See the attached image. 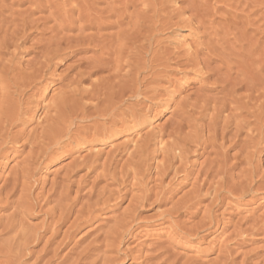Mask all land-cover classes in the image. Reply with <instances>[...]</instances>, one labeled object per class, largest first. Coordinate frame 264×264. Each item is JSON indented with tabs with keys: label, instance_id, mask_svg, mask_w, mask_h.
Returning a JSON list of instances; mask_svg holds the SVG:
<instances>
[{
	"label": "rangeland",
	"instance_id": "obj_1",
	"mask_svg": "<svg viewBox=\"0 0 264 264\" xmlns=\"http://www.w3.org/2000/svg\"><path fill=\"white\" fill-rule=\"evenodd\" d=\"M31 1L0 0V28L3 27L4 29H6L5 27H8L9 29L14 23L12 22L11 25L10 21H15V17L19 18V16H22L21 18H24L26 13L27 16L28 13H31L32 15L35 14L36 17L40 16L37 17V19L43 16V18L40 19L41 23L40 21V24L37 23L39 24L38 31H40L39 28H41L44 23L47 22V20L48 22L42 28L49 27L50 25L52 26L53 22L54 25H58L59 22L62 23V21L64 20L67 24V18L68 20H72L74 17L73 20H75V16H77L78 13V11H76V6H78L79 3L81 5L82 2L80 0H75L76 2L72 0H48L47 3V0H42L43 2L41 0H36L43 3L44 5H47L45 6L47 7V10L46 8H43V10H45H41L42 12H40L36 11L35 9V11L32 10L34 8L33 2L35 1H32V3ZM141 1L142 0H134V3H139V5L136 3V5L138 6L137 8L140 9L134 7L136 8L135 10L133 8L135 4L133 5L132 3V5H130L131 7H129V10L132 12H130L129 10L128 11L131 15L133 14L132 17L137 15L136 17L139 16L138 19H140L141 21L143 20L142 22H144V27H146V29L144 28L145 30L142 27V22H140V20L138 19L133 20L134 17L133 19H131L132 17H129L132 22L129 21V18V20L126 18V21H128L129 23L126 22L123 26L114 27V19H116V17H112L113 15L110 16L111 20L109 19V21H112L110 22L112 23L110 24L111 26L109 25V27L105 29L102 28L104 30H98H102L101 32L104 31L103 33L105 35H108V40H111L114 37L117 38L118 35L115 36L116 32L117 34L118 32L123 34L127 30L129 31L130 28H135L137 25V27L139 28V26L141 25L140 29L142 27L143 30L141 29V34L139 32V36H141L140 39H142L139 40L141 41L142 46L146 47L142 49L143 51L141 50V58L143 62L142 60H140L141 63L139 62L138 68H135V70L131 71V68H134L131 61L134 59H131L128 56L121 57L122 61H127L130 64L127 65V67L126 65L123 66L124 70H121L127 71L128 74H125L126 77H124V74H120L119 80L123 79L122 77H124V81L121 80V82L123 81V83H121V85L124 84L123 86L118 84V79V82H115L117 83L116 86L118 85L121 87H125L128 84L127 81L135 75L134 77H137L139 81L140 79H142V84L139 83L141 89L146 84H148V86H145L147 88V91L150 87H152L149 90L150 93L146 91L147 94L146 92H144L140 96V99L138 98L139 101L137 103H134V98H128L130 95L129 92H126L127 96H125V94L122 95L123 97L125 96L124 98H122V96L118 92H116L119 91L120 87L117 90V87H115V83H113L115 80L113 82L111 81V79L113 80L114 75H111L110 72H113L112 70H114L116 66L114 64L115 62H112L114 65L112 64L111 67H115H112L113 69H111L110 60L112 61L113 59L114 61L115 58V60L119 58L116 57L117 55L115 54L111 56L113 58L110 57V60L108 59L110 63L106 64V67L108 69L100 70L99 72H95L90 76L96 78L100 73L103 81L105 80L104 78H106L104 83L102 81V85H105V83L109 82L108 80H110V84L106 83L105 86L107 90H105V87L103 89L104 91L100 88V81L102 79H94L95 81H93L92 78L85 75L86 77H81L83 80H80L79 76V79H77V81L80 80V82L78 81L79 83H77V81L71 80V77L72 79L76 80L78 74L86 70V65L89 64V61L92 64L91 60L93 58L95 59L96 57L97 59V57H99L98 61H100V54H102L101 52L103 51L101 50V46H99V48L97 42L95 43V41L91 42V45L90 42L86 43L85 41V44H82L83 42L74 40V38L80 37V35L83 36V33H81L83 31L86 33L89 32V34L91 32V35H93V33H96V35L97 33H100L96 32L97 29L95 28H86L85 30L83 29V31L80 32V30L76 27L80 23H82V20H79L78 22L75 21L76 23L73 22L76 25L73 24L74 26H72L71 24L66 27L67 30L64 28L61 30V32H64L60 33L61 35H64V33H66L65 35L72 34V36H70H74L73 42L75 41L76 44L81 43L82 45H84V47L81 46V48L79 46H75V48H77L72 50L74 46H72V49L70 48V46L68 50H64L65 52L67 51V54L65 56H61V58L63 59L59 58V56L58 59L55 58L53 62H50L51 64L48 63V67L46 68V73L43 78L37 80L35 83H33V85L31 84L27 87H20V89L23 90V92L21 90V93L20 89L17 92L16 88L15 91V89H13L15 87H13L12 85L9 86L8 82H5L3 77L2 80L0 78V84H2L3 82L5 86L8 85V88L3 84L0 85V88H2L0 89V93L1 90L6 91L8 89L7 91H9L10 99L7 98L8 94H5L4 92L3 94H5L6 97H3L0 94V98L2 96L4 99L6 98L7 100H9L7 102L11 101L10 103L13 107L10 104V108L12 107V109H15V106L19 107V105L20 107L16 109H23L22 114H20L19 116L20 119H17L15 121V125L13 124L11 126H7L10 135L16 139L12 140L11 142H4L0 137V264H264V121H262L264 117H261V121H259L260 116L258 113L260 111L257 110L259 109L257 107L258 105H260V109L264 105H262V103L264 102V100H262L264 91H261L259 88L261 87V89H263L264 83L262 84L256 82L259 81V78L261 79L259 82H264V0H146L147 3L150 4H148L150 6V9L148 8L149 10L145 8L146 1L143 0L145 3ZM97 2H95L94 5L99 4L96 7L102 8L97 9L95 6H93L96 8V10L101 9L103 11L108 6V4L104 3V1L102 0H100L98 3ZM51 3L54 7L51 6ZM159 3L160 5L163 4V6H160ZM72 7L74 8L72 9ZM143 7L148 13L142 11L144 10ZM29 8L31 9V12ZM55 8H58L59 10L57 9V11H59L60 13L57 12L56 15L53 14L54 20H51L50 18L52 16V13H54ZM191 8H193L192 11H190ZM10 9H12V12L10 11ZM28 9L29 11H27ZM156 9L160 10H157L156 14L153 13V15L156 16L155 17L152 15V11L154 12ZM24 10L26 11V13L24 15H21L20 13ZM199 11L202 12L203 16L199 14L201 13ZM9 12L11 15L10 17L8 15ZM49 12H51V16L48 14ZM139 12L141 14H145L141 15ZM195 12L197 14H195ZM58 13L60 16L58 15ZM65 14H67V16L69 17L65 16ZM70 14L71 16L73 15L72 18ZM159 14H161V18L158 19V17L160 16ZM32 15L28 17H34V15ZM162 15L166 16L163 17ZM169 15L172 17L171 21L169 20ZM195 16L197 17L196 19ZM200 16H202V18ZM62 17H66V19H63ZM44 18L46 19L45 22ZM201 19H203L204 21ZM136 20H138L139 23L136 22V26H134V22ZM152 20L155 22H153ZM174 20L176 22L178 21V24H176ZM197 20L200 22H197ZM7 21L9 23H7ZM65 22L63 23L64 25ZM61 23H59V25H61ZM18 24H21L20 18ZM170 24H172L173 26H170ZM127 25L130 26L127 27ZM14 27H16L15 23ZM3 28H1L0 32H2V30L4 31ZM11 28H13V26ZM33 29L29 31L26 30L29 33H25L29 36L24 39L27 41L23 40L24 42L20 44L19 48L14 47L15 49H13V46H11L12 48H9L11 49L12 53H14L16 50L14 57L13 54L10 55L11 52L9 50L7 51L3 48L4 54H2L3 49L0 50V56H2V59H4L2 62L6 63L8 61L7 63H9L10 65L6 63L7 67L9 65L11 69L9 67L8 68L10 69V71L13 70L11 73L15 74L16 77L17 74H21L22 70L23 72L25 70V76L28 73H26V71L32 72V66L30 64L34 62V56H38L36 54V51H38V46L36 45V49L33 42H36V44L40 43L38 41H42L50 34L42 33L43 29L40 32H38L34 27ZM87 29H90V31ZM78 30L80 33H78ZM46 31L49 32L48 30ZM131 31L132 30H130V33ZM106 32H108V34ZM127 32L125 33V35L128 34ZM86 33L84 34L86 35ZM103 33L102 35H104ZM122 34H119V36L121 35L119 39H114L113 42L111 40L112 43L108 42L107 44L110 45L111 43L114 48H116L117 46L118 49V46L122 44V41L120 42ZM144 34L148 36V38L150 37L149 39L152 40L151 42H153V47L152 43L150 44L151 46L148 47L149 44L147 45L148 42L146 43L145 41L147 37ZM2 35H5V33L3 32ZM40 35L41 37L43 36V38L39 37ZM94 43L99 49L96 48ZM74 44L69 43V45ZM62 45L65 44L63 43ZM62 45L61 47L63 48L64 46ZM69 45H67V47ZM86 45L90 47H85ZM208 46L211 47L208 48L209 50L207 49ZM213 46L214 48H212ZM114 48L109 49L111 50V52H114ZM12 49L14 50V52L12 51ZM77 49L80 50L78 51ZM149 49L151 52L149 51ZM166 49L168 51H166ZM197 49L199 50V52ZM210 49H213L212 51H214V53L212 52V55L215 59H211L212 56ZM215 49H217L218 51ZM219 49L224 50L221 51ZM152 50L157 51L152 53ZM188 50L190 54H188ZM171 51L173 52V54ZM185 51L187 53H185ZM207 51L210 52L211 57L208 56L209 54ZM160 53H162L163 55L161 54L162 56L160 55L159 57H157L158 59L155 58ZM184 53L185 55H183ZM191 53H195V55L197 54L196 57L198 56V59H207V61H209L210 63L209 66H207V69L209 68L211 72L212 69H215L216 67V69H218L219 67L220 72H225L226 68L224 66H228V63L230 62L229 66L235 69H231V72L235 74L233 76H239H237L236 81L242 79L241 81L244 83L247 79L250 82L249 86L253 83L252 81H254L250 80L253 77V74V78L255 80L258 77V80L255 81L256 83L254 82L258 85L253 86L257 89L255 88V90L252 87V85L254 84L250 86L252 87V92H250L251 89L249 90V86L247 85L241 87L239 85L235 86V92H237H233V94H236V96L231 93L234 100H232L233 98L230 99L231 102L234 103L233 105L236 108L233 107L232 103L229 100V98H231L229 96L231 95L228 94V91H225L226 89L221 90L219 86L221 85L220 82H216L214 80L216 79L214 78L215 75L211 76L210 78L217 84H213L212 82L214 81L211 80H209L211 81L209 82V78H205L207 75L204 77V73H206L204 71L208 72L207 69L204 68V71L201 72V74L203 73L204 75L202 74L200 76V71H198L199 74H196V71L194 69V71H192V69H189L191 66H189V68L188 66L187 68H184V66H178L176 63H174V59L179 60L178 57L180 55V57H182L180 58V60L182 59L181 61H183V59L191 55ZM167 54L168 56H165ZM151 55L152 57H154L155 55L154 59H156V63L153 62L154 64H152V62H148V60L152 58L150 57ZM163 56L167 57V60H169V57L172 58L173 62H171V59L169 60L170 62L168 61L171 65L166 62V59H164ZM175 56L178 57L174 58ZM206 56L210 59H208ZM229 56L231 57L230 59ZM5 57L7 59L11 57L12 62L9 60L10 58L6 61ZM103 57H106L105 53H103ZM36 58H39V56ZM159 58H161L162 60L164 59L165 64L162 63V60ZM227 58L229 59V61L227 60ZM222 59L224 61L226 60V64ZM82 60L89 61H87L88 63L84 65L85 61ZM157 60H160V62ZM94 61L93 64L98 63L97 60L96 62ZM231 61H233V64L237 66H233V64L231 65ZM240 61L244 65H241ZM145 62H148L149 64ZM27 63H29V65H27ZM80 63L82 66H79ZM144 63L146 64V66L144 65L145 67L143 68V66L141 65H143ZM6 64H3L5 66H3L2 64L0 65V75L2 76L3 74L5 76V80L10 79V76L14 78V75L8 73L9 69L7 70L8 75H5V72H2L3 67H6ZM32 65L34 64L32 63ZM154 65H156V67ZM167 66H169L170 69ZM238 66L241 68L243 67V69L244 66H246V68L244 69V74L243 72H241V68H238ZM139 67L142 68V71H140ZM150 67H152V69ZM176 67L178 69H176ZM146 68H149L150 70H147ZM220 68H222V70ZM236 68H238L239 71ZM116 69L118 70L119 68L116 67ZM116 69L114 71H116ZM75 71L78 74L75 75L77 77L73 78V73ZM101 71H103L104 73H101ZM106 71L107 73H110V77L112 76L111 79H109V75L105 73ZM130 71L131 74L129 73ZM152 71L153 73L151 74ZM76 72L74 74H76ZM157 72L159 75H156ZM162 73H165L164 77L162 76ZM29 74L31 73L29 72ZM241 74L244 76L246 75L245 78L249 76L252 77L245 79L243 78V76L241 78ZM144 75L145 77H143ZM16 77L15 79L18 80L20 76L18 78ZM151 77L158 78V81L156 79H150ZM117 78H119V76H117ZM204 79L207 80V83L209 82L212 84L209 85V83H204L206 82L204 81ZM243 79H245V81ZM146 80H149L148 82H150V80L154 81V83L158 82L159 84L155 83L156 86H154V84L152 83L153 85L151 86V84L147 83ZM71 81H74L75 84L74 82L71 83ZM90 81L91 83L98 82V87L101 90H99V88H97L98 90L95 89L97 87V84L96 86H94V88H90L92 86L90 85ZM111 83L114 85H112ZM68 85L72 90H74L73 88L75 87L73 85H76L75 91L71 90L72 92L70 93L73 94V96H77L78 94H80L77 100H79L80 96H82L84 92L88 90L87 88H89V90L86 92V95L88 97L90 95L92 98H88L84 94L80 98V100L82 99V104L81 101L78 103L76 100V103L78 104L75 103L74 105V98H76V96L73 98L74 100L71 98L72 96H68V94H70L68 93L69 91H66ZM107 85L109 86V88ZM128 85L130 86L132 85V83ZM1 86H4L6 90H4V87ZM80 86H84L83 88L85 91L82 90L83 94H81V88L79 91ZM112 86L115 87L114 95H112V92L114 91ZM206 86L208 87L206 88ZM154 87H157L155 88L156 90L153 89ZM70 88H68V90ZM108 89H113L111 91L109 90L110 95H107L106 93ZM245 89H248L250 94H247L248 91ZM76 91L79 93L76 94ZM93 92L96 93L93 94ZM220 92H222V95L224 93V95L229 96L226 97L223 95L221 100V96L219 97V94L221 95ZM242 92L244 94L246 92V96L241 98L240 96H243ZM63 93L68 94L65 95ZM117 93L119 96H116ZM197 93L198 95L201 93L199 97L198 95H196ZM203 93L205 95H203ZM10 94H12L13 96L12 99ZM64 95L68 96L69 100L70 98L72 99L68 103L69 106L63 105L65 102L64 98H66L67 101V97H65ZM256 95L260 96L257 97ZM98 96L99 98H97ZM111 96L113 99L111 98ZM120 96L122 98L120 100L122 102L124 100L123 103L117 102V97L120 98ZM207 96H217L214 101L218 100V97L220 99L216 103L212 99L214 97L208 100L209 97L206 98ZM14 97L17 99H15ZM18 97L21 98L19 99ZM197 97L199 99H207L208 102L212 100L210 102L212 104L210 105H213V103H216L218 105L220 104L219 106L216 104L215 105L218 106V108L221 106V108L218 110V108L215 106L217 109H214V105L212 107L209 105V103L208 105L210 107L207 108V103L205 105V102H207V100L205 101L203 99L204 102L203 100H201L202 103H200L201 101L198 100ZM55 98L58 99L54 101ZM62 98L64 99L63 103ZM115 98L116 103L114 101ZM188 98L190 99V103H195V99H197L198 102L200 101L199 103L201 105L196 102L200 107L204 103L203 107L200 108L202 114L205 113L204 116H202V114L198 115V113L200 112L198 110L199 106L195 108V104L190 105V103L186 102L185 106L193 107L194 112L197 110V114H193L194 112L192 113L193 109H188L187 107V110L186 107L183 106V101H187ZM227 98L229 101L227 100ZM239 98H241V101L239 100ZM110 99L114 101V106H111L112 101ZM224 99L227 100V103H231L228 104L229 107L226 105V101ZM243 99L256 100L255 102L252 100H249L248 102L245 101L247 102L245 103ZM2 100L3 99L0 100V103ZM257 100H260V102L262 100V103L260 104L259 101L256 103ZM17 101L19 102V104L17 103ZM90 101L93 103V105ZM220 101L221 103L223 101V105L225 103L226 109H224L225 106H222ZM233 101H235L236 104ZM12 102H15L18 105L15 104L14 106ZM53 102L55 104L58 102L60 103L56 104V106ZM89 102L91 103V106L88 105L90 104ZM94 102H96V106L102 102L101 107L98 106V109H95ZM253 102L257 104V108L255 107V104H252ZM72 103L74 105L73 107L76 109V113H74L75 109H71ZM179 103H181V107H179ZM8 104L5 102L4 105ZM79 104L80 106L84 104L88 107H84V110L83 107H77V105ZM246 104L248 105V107L246 106ZM251 104L253 108L250 107ZM204 105L206 106V109ZM48 106H50L49 109ZM55 106L58 109L62 107L60 109L61 112L60 110L54 111L57 109L55 108ZM64 106H66L67 108H65ZM118 106L120 108H117ZM63 107L66 109V113ZM102 107H109L108 112H112L113 110L114 113L109 118L104 115L102 116L101 114H99L100 111L98 112V110ZM69 108L74 115H72V117L71 114H69ZM78 108H82L83 110L81 111ZM93 108L95 110H93ZM250 108H252L253 110L251 109L252 111H250ZM254 108L256 110H254ZM14 109L11 112H13ZM68 109L69 113L67 112ZM177 109H180V112ZM181 109H183L184 111ZM208 109L209 112H207L206 114V111H208ZM221 109H224V112ZM232 109H234L235 111ZM4 110L7 112L8 109ZM72 110H74V112ZM79 110L81 112H79ZM204 110L206 111L204 112ZM238 110H240V115L236 113L238 112ZM247 110H249V112ZM261 110L264 114V107ZM0 111V114L2 116V114L4 113L2 112V108ZM63 111L64 113L62 114ZM181 111H183V114L186 113V118L188 117L190 119L189 120L187 118L188 124L187 122H185V114L183 116ZM189 111L191 112V114H189ZM8 112L9 114L11 113L10 111ZM210 112H213L215 115L212 113L214 115L212 116ZM49 113H51L52 117L55 116L57 120L55 118L53 120L51 117H49L51 116ZM55 113L58 115H56ZM132 113L136 114L137 118H139H136V120L138 121L133 119V117L131 116ZM179 113H181L180 116H178ZM227 113L229 114L227 115ZM245 113L247 114V116H245L244 118L243 115H246ZM5 114L7 113H4V115ZM59 114H62V116L65 115L67 119L64 116L63 117L66 120H64L63 117L61 118V116L59 117ZM68 114L69 117L67 116ZM188 114L193 115L189 117ZM205 115H210L211 117L207 116V118L214 119V123L218 122L217 120H219V123H212V125L214 124L215 127L217 124H219L217 125L218 127L214 129L213 127H210V125L208 128V124L212 120H208L207 118H205ZM250 115L251 117H253L251 118ZM5 116L7 117V115ZM5 116L1 117L3 120H0L4 121V119L6 118ZM191 117L195 118L193 119ZM213 117H216V119ZM217 117L219 118L217 119ZM232 117H234L235 120H232ZM48 118L51 119L49 120ZM191 119H193L194 121ZM242 119H245L244 121H247V124L244 121L240 122V120ZM195 120L198 122V127L200 123H203V125H200V128L202 130L199 131L200 128H197V123ZM223 120L225 122H222ZM254 120H258L257 122L260 123H255ZM55 121H57L56 124ZM192 121L195 127L193 123L192 125H189V122ZM252 121L253 125L255 124L254 127H252ZM176 122L179 128L181 126L179 131H177L179 132V134H175L174 132L170 133L169 131H171V128L176 127ZM182 122L183 124H185L184 126L183 124H181ZM5 123L6 122H2L1 125ZM226 123L229 124L226 125ZM237 123L238 126H235ZM230 124L233 126H231ZM243 124H245V126ZM248 124H250V127L248 126ZM204 125H206L204 127L206 130L202 127ZM242 125L245 128L242 129ZM222 127L224 128L223 130ZM226 127L228 129H225ZM255 127L257 128V130ZM61 128L64 129L61 131ZM176 128H174V130ZM210 128L213 130L212 134V130L210 131ZM97 129H100L101 133H95L94 131ZM196 129L199 131H197L198 133H195ZM251 129H253L254 131H251ZM65 130H67L68 133L70 132L69 135L67 131L65 132ZM64 132L66 135H64ZM209 132L210 134H208ZM221 132H224V134ZM232 132L235 133L236 137H234L235 135ZM167 133H170L171 135H167ZM185 133L188 135V137L189 135H193L195 133V135H191V142H189L190 139L187 137L186 138L189 139V141L187 139L185 140L183 136L185 135ZM247 133H249V135L251 133L252 134L248 137L246 136L248 135ZM37 134L42 137H40L39 139V136H37ZM42 134L44 135V137L50 136V138H44ZM172 134L174 138L176 137V140L174 139V143L177 146L171 144V141H173ZM217 134L218 136H216ZM221 134L225 135V140H223L224 138L221 137L223 136ZM207 135H212L213 137H215L211 139V136L208 140ZM182 137L184 139H182ZM217 138L218 140L215 141V139ZM250 138H252V141L250 140ZM40 140L43 144L40 142ZM205 140H207L206 143H204ZM249 140L251 141L250 144H248ZM213 142L220 145H217ZM182 143L184 144V146ZM185 143L187 146L185 145ZM179 144H181L183 148L182 146L180 147ZM203 145H206L205 148ZM170 146H173V148L171 149ZM214 146L216 147V150H213V148L215 149ZM218 147L220 151H217L219 150L217 149ZM246 151L251 155H249ZM180 152L182 154H179ZM217 152L221 153L218 154ZM172 153H175L176 155ZM33 154H35V156ZM244 154L246 157H244ZM174 155L178 158L173 159L172 157ZM178 155H182V157L184 156V158H182L183 160L179 159L181 157H179ZM36 157L37 160H35ZM219 157L220 160H218ZM245 158H250L249 160L251 161H249L248 159L246 160ZM210 159H214L212 163L217 167L212 163H209ZM219 161L220 163H217ZM224 161L228 164V166H231L232 168L227 169V164ZM222 163L227 170L224 168L225 175L222 173L219 176L221 172L220 170H224L221 167L222 165H219ZM210 165H213L212 168L214 167L215 169H220V172H216L214 168L213 169L215 171L212 172L213 169ZM206 168H208V171H206ZM244 168L245 170H243ZM208 172L209 174H207ZM227 173L229 176H227ZM231 173L232 176L230 177ZM249 174L251 177L248 176ZM212 176L215 178H213ZM222 176H224L222 178V180L224 181H221L220 179ZM246 176L250 177L251 179H248V177ZM226 180L228 182H226ZM222 182H225V184ZM233 188H235V190Z\"/></svg>",
	"mask_w": 264,
	"mask_h": 264
},
{
	"label": "bare ground",
	"instance_id": "obj_2",
	"mask_svg": "<svg viewBox=\"0 0 264 264\" xmlns=\"http://www.w3.org/2000/svg\"><path fill=\"white\" fill-rule=\"evenodd\" d=\"M30 1H31V0H30ZM32 1H35V2H33V4H34V5H33L34 8H33L32 10L35 9L36 11H40V12H42L41 10H43V8H46V10H47V7H45V6H47V5H44L43 3L39 2L40 0H39V1L32 0ZM32 1H31V3H32ZM41 1H42V0H41ZM45 1H46V0H45ZM49 1H50V0H49ZM66 1H67V0H66ZM69 1H70V0H69ZM72 1H75V0H72ZM78 1H79V0H78ZM80 1H82V2H81V5H80V3H79V5L76 6V7H77V8H76V9H77L76 11H78V13H77V16H75V20H73L74 17H73L72 20L69 19L70 21H69L68 18H67V20H66V21H68L67 24H66V22H65V20H64V21H62V23L59 22V23H61V25H59V23H58V25H56V24L54 25V24H53L54 22H53V23H52V26H51V25H50V26L48 25L49 27L42 28V27L45 26V24L48 22V20H47V22L44 23V22L46 21L47 17H46V19L44 18V19H45L44 22L42 21V22L44 23V25H43L41 28H39V29H40V31L43 29V30H42V31H43L42 33H44V34H45V33H50V34H49L47 37H45L42 41H38V42H40V43H37V44H36V42H33V41H32V42L35 44V45H34V44H32V45H34V47H36V49H37V46H38V51H36V54L39 56V58H36V57H38V56L35 55L36 57L34 56V58H35L34 62H35V61H36V62H35V63L32 62L34 65H32V63L30 64V65L32 66V67L30 66V67L32 68V69L30 68V69L32 70V72H31V71H26V73L28 72L27 74H29V72H30L31 74H29V75L26 74V76H25V73H24L25 70H24V72H23V70H22V71H21V74H17V77H16L15 74L11 73L13 70L10 71V69H11V68L9 67L10 64L7 63V62H8L7 60H8L9 58H10L9 60L12 62L11 57H9L8 59L5 57V58H6L5 60L7 61L6 63L9 64V65H8V67L10 68V69H9V68L7 67V64H6L5 62H2L4 59L1 58L2 56H0V60L2 59L1 62H0V65H1V64H2V65H3V64H6V67H7V68H6V67H3L2 72H5L4 74H5V75H8V74H7V72H8L7 70L9 69V72H8V73H11L12 75H14V76H13L14 78H12L11 76L9 77L10 79H7V78H6V79L8 80V81H7V80H5V76H4V75L2 74V72H1V74H2V76L0 75L1 80L4 78V81H5V82H8V85H9V86L12 85L13 87H15V88H13V89H15V91H16V88H17V92H18L19 89H20V87L22 88V86H26V87H27L28 85H29V86H30L31 84L33 85V83H35L37 80L43 78V77L45 76V73H46L45 71H46V68L48 67V63L53 62V60H54L55 58L58 59L59 56H60L59 58H61V56H65V55L67 54V53H66L67 51L65 52L64 50H66V49L68 50V48H69L70 46H71V47H70L71 49H72V46H74V48H73L72 50H74V49L77 48V47L75 48V46H79V47L82 46V47H84V45H82V44H85V43H84L85 41H86V43H87V42H88V43H89V42L91 43V42L95 41V43L97 42L98 47L101 46V50H103V51L101 52L102 54L99 53V54H100V57H101V58H100L101 60L98 61V58H99V57H97V59H96V57H95V59L98 61V63L93 64V61L95 60V59L93 58L94 60H93V59L91 60V61H92V64H91V62H90L89 60H87V61H89V64H87V65H86V63H88V62H87L86 60H82V61H85V64H84V65H86V70L80 72L79 74L75 71L76 74H74L75 72L73 73V75H74L73 78H74V77H77V76H75V75H77V74H78V77L76 78V80H75V79H72V77H71V80L77 81V79H79V76H80V80H83L82 78H84L83 76H85V75L90 77L91 74H93V73H95V72L97 73V72H99L100 70L108 69V68L106 67V66H107L106 64L109 63L110 57L113 56V54L117 55L116 57H119L120 59L117 58V60H115V59H116V58H115L114 61H113V59H112V61L110 60L111 64H110V63H109V64H110V67H111V65L115 62V63H114L115 66H116L117 68H119L120 70H119V69L117 70L115 66H112L113 68L115 67V69H116V71H114L115 69L112 70V71H113L114 73H117V74H118V72H119V74L117 75V74H114L113 72H110V71H109V72L111 73V75H112V74L114 75V78H115V79L113 78V80H112V79H111L112 76L110 77V73H107V71L105 72L106 74L109 75L108 77H110L109 79H111L112 82L115 80L113 83H115L116 81L118 82V80L120 79V74H121V75L124 74V77H126L125 74H126V75L128 74L127 71H121V70H124V69H123V66L126 65V67H127V65H130V64H129L127 61H122V60H121V57H123V56H128V57H130L131 59H134V60L131 61V62H132V65L134 66V68H133V69L131 68V67H133V66H131L130 68H131V71H132V70H135V68L137 69L138 66H139V62H140V60H142V58H141V52L143 51L142 49H143V48H146V47H143V46H142V43H141V41H140L142 38L140 39L141 36H139V32H140V34H141V29H142V27H143V29H144V28L146 29V27H144L145 25H144V22H142L143 20L141 21L140 19H138L139 16H138V17H136L137 15H136V16H133V17H134V19H133V17H132L133 14L131 15V14L129 13V11H130V10H129V7H131L130 5H132V3H133V5L135 4V6H133V8H134V7L137 8L138 6L136 5V3H137L138 5H139V3H138V2H135V3H134V0H102V1H104V3H107L108 6H107V8H106L105 10L102 11V10L100 9V10H101V11H100V10H96V8H97L96 6H98L99 4H98V5H94L95 2H97L98 0H80ZM99 1H100V0H99ZM99 1H98V2H99ZM135 1H136V0H135ZM142 1H143V0H142ZM142 1H141V2H142ZM144 1H146V0H144ZM144 1H143V2H144ZM147 1H148V0H147ZM147 1H146V5H145L146 7H145V8H147V9L149 8V9H150V6H149L150 4L147 3ZM149 1H150V0H149ZM42 2H43V1H42ZM51 2H52V1H51ZM75 2H76V1H75ZM75 2H74V3H75ZM98 2H97V3H98ZM155 2H156V1H155ZM160 2H161V1H160ZM29 3H30V2H29ZM47 3H48V0H47ZM47 3H45V4H47ZM49 3H50V2H49ZM71 3H72V2H71ZM144 3H145V2H144ZM2 4H3V3H2ZM77 4H78V2H77ZM148 4H149V5H148ZM152 4H153V3H152ZM154 4H155V3H154ZM72 5H73V4H72ZM74 5H75V4H74ZM141 5H142V4H141ZM159 5H160V3H159ZM31 6H32V5H31ZM48 6H49V5H48ZM51 6H52V3H51ZM51 6H50V7H51ZM93 6H95L96 8L93 7ZM160 6H163V4L160 5ZM52 7H54V6H52ZM10 8H11V7H10ZM70 8H71V7H70ZM73 8H74V7H72V9H73ZM99 8H102V7H98L97 9H99ZM136 8H134V9L136 10ZM29 9H30V8H29ZM29 9H28L27 11H29ZM57 9H58V8H57ZM57 9H56V8L54 9L56 12L54 11V13H52V16L50 15L51 12L48 13V14L51 16V18H50L51 20H54V19H53V16L56 15L57 12H59V11H57ZM137 9H140V8H137ZM143 9H144V7H143ZM149 9H148V10H149ZM192 9H193V8H191L190 11H192ZM194 9H195V8H194ZM11 10H12V9H10V11H11ZM15 10H19V9H15ZM35 10H34V11H35ZM44 10H45V9H44ZM44 10H43V11H44ZM48 10H49V8H48ZM58 10H59V9H58ZM74 10H75V9H74ZM128 10H129V11H128ZM132 10H133V9H132ZM157 10H158V9H156L154 12H153L152 10H150V11H152V15H153V13L156 14V11H157ZM159 10H160V9H159ZM159 10H158V11H159ZM174 10H175V9H174ZM199 10H200V9H199ZM24 11H25V10H24ZM24 11H23V12H24ZM70 11H71V10H70ZM133 11H134V10H133ZM140 11H141V10H140ZM142 11H144L145 13L147 12L146 9H144V10H142ZM171 11H172V10H171ZM11 12H12V11H11ZM23 12H21L20 14H21V15H22V14L24 15V14L26 13V11H25L24 13H23ZM30 12H31V9H30ZM130 12H132V11H130ZM169 12H170V11H169ZM177 12H178V11H177ZM179 12H180V11H179ZM199 12H201V11H199ZM59 13H60V12H59ZM59 13H58V15H59ZM62 13H63V12H62ZM71 13H72V12H71ZM73 13H74V12H73ZM136 13H137V12H136ZM139 13H140V12H139ZM145 13H143V14H145ZM147 13H148V12H147ZM41 14H42V13H41ZM48 14H47V15H48ZM53 14H54V15H53ZM140 14H141V13H140ZM143 14H141V15H143ZM167 14H169V13H167ZM179 14H180V13H179ZM195 14H197V13L195 12ZM199 14H201V15L203 16L202 12L199 13ZM8 15H9V17L11 16V15H10V12H9ZM18 15H19V14H18ZM30 15H32V14H31V13H28V16H30ZM33 15H34V17H32ZM33 15H32L31 17L34 18V19L28 17V16H27V13H26V15H25L24 18H21L22 16H21V17L19 16V18H20V22H21L20 25L18 24L19 18H16V17H15V19L17 20V21L15 20V21L17 22L18 25L16 24L15 21H10V24H11L12 22L15 23V26H16V27H14V23H13V25L11 24V25L13 26L14 29L11 28L12 26H11V27L9 26V27H10L9 29H8V27H5L6 29H4L3 27H1V28L4 29V31L2 30V32H0V34H1V33L3 34V32H4L5 35H2V34H1V37H0V47H2V48H0V50L4 48V49H6L7 51L9 50V51L11 52V49H9V48H12L11 46H13V49H15V48H19V47H20V44H22V42L27 41V40H24V39L27 38L29 35H26L25 32L29 33L28 31H29V30H32L33 27L36 28V30L38 31V25L41 23V20H40V19H42L43 16H42L41 18H38V19H37V17H40V16H37V17H36L35 14H33ZM58 15H57V16H58ZM112 15H113V16H112ZM159 15H160V16H159ZM159 15H158V16H159L158 19L161 18V14H159ZM163 15H164V14H163ZM163 15H162V16H163ZM174 15H175V14H174ZM16 16H17V15H16ZM59 16H60V15H59ZM65 16H67V14H65ZM70 16H71V14H70ZM72 16H73V15H72ZM72 16H71V18H72ZM110 16H112V17L115 16V17H116V19H114V24H115L114 27H115V26H118V27H119V26H123L126 22H128V21H126V18L128 19L129 17H132L131 19H133V20H135V19L140 20V22H142V25H143V26L141 27V29H140V26H141V25H140L139 28H138V27H137L138 25L136 26V22L139 23V21L136 20V21L134 22V26H136V27H135V28L132 27V29L130 28V30H132L131 33H130V30H129V31L127 30L128 32L126 31V32L128 33V34H126V35H125L126 32L123 33V34L120 33V32H118V34H117V32H116V34H115V32H114L115 36H116V35H118V36H117V38L114 37L113 39H111L112 42H113L114 39H116V40L119 39V37L121 36V35L119 36V34H122V38H121V40H120V42L122 41V42H121L122 44H121V45L118 44V45H120V46H118L120 49H119V48L117 49V46H116V48H114V46L111 45L112 42H111L110 39L108 40V35H105V34L103 33L104 31L101 32V31L104 30L105 28L109 27L110 24H112V23H110V22H112V21H109V19L111 20V17H110ZM153 16H155V15H153ZM165 16H166V15H165ZM165 16H163V17H165ZM169 16H170V15H169ZM196 16H197V15H196ZM196 16H195V19L197 18ZM202 16H200V17L202 18ZM35 17H36V18H35ZM63 17H64V16H63ZM63 17H62V18H63ZM67 17H69V16H67ZM108 17H110V18H108ZM155 17H156V16H155ZM155 17H154V18H155ZM198 17H199V16H198ZM55 18H56V16H55ZM57 18H58V17H57ZM107 18H108V19H107ZM154 18H153V20H154ZM169 18H170V19H169ZM169 18H167V19H169V20L171 21V18H172V17L170 16ZM176 18H177V15H176ZM178 18H179V17H178ZM3 19H4V18H3ZM7 19H8V18H7ZM10 19H11V18H10ZM13 19H14V18H13ZM63 19H66V17L63 18ZM129 19H130V18H129ZM129 19H128V20H129ZM131 19L129 20L130 22H132ZM158 19H157V21H158ZM188 19H189V18H188ZM198 19H199V18H198ZM5 20H6V19H5ZM8 20H9V19H8ZM61 20H62V19H61ZM61 20H60V21H61ZM79 20H82V23H80V24L78 23L79 25L77 24L78 26H77V27L75 26V27L78 28V29L80 30V32L83 31V29L85 30L86 28H91V29H92V28H93V29L95 28V29H97L96 32H100V33H99V34L97 33V35H96V33H93V35H91V32H90V34H89V32H88V33L84 32V31L81 32V33H83V34H82L83 36L80 35V37H76V38H74V40H75V41H78V42L81 41V42H83L82 44H81V43H80V44H76L75 41L73 42V37H74V36L71 37L72 34H70L71 36H70L69 34L65 35L66 33H64L65 36H64V35H61V33L64 32V31L61 32L62 29H64V28L66 29V27H68V26L71 25V24H72V26L76 25V24H75V23H76L75 21L78 22ZM153 20H152V21H153ZM164 20H165V19H164ZM164 20H163V22H164ZM201 20H203V19H201ZM39 21H40V23H39ZM55 21H56V20H55ZM165 21H166V20H165ZM174 21H175V20H174ZM179 21H180V20H179ZM187 21H189V20H187ZM203 21H204V20H203ZM64 22H65V25L63 24ZM73 22H75V23H73ZM153 22H155V21H153ZM175 22H176V21H175ZM177 22H178V21H177ZM177 22H176V24H178ZM183 22H184V21H183ZM197 22H200V21L197 20ZM201 22H202V21H201ZM7 23H9V22L7 21ZM37 23H39V24H37ZM43 23H42V24H43ZM56 23H57V22H56ZM128 23H129V22H128ZM166 23H167V22H166ZM166 23H165V24H166ZM187 23H188V22H187ZM203 23H204V22H203ZM10 24H8V25H10ZM73 24H74V25H73ZM151 24H152V23H151ZM168 24H169V23H168ZM173 24H174V22H173ZM181 24H182V23H181ZM196 24H198V23H196ZM153 25H154V24H153ZM162 25H163V24H162ZM194 25H195V24H194ZM200 25H201V24H200ZM1 26H2V25H1ZM3 26H4V25H3ZM17 26H18V27H17ZM110 26H111V25H110ZM129 26H130V25H129ZM129 26L127 25V27H129ZM131 26H132V24H131ZM151 26H152V25H151ZM170 26H173V25L170 24ZM170 26H169V27H170ZM19 27H20V28H19ZM27 27H30V28H27ZM31 27H32V28H31ZM148 27H149V26H148ZM148 27H147V28H148ZM153 27H154V26H153ZM155 27H156V26H155ZM197 27H198V26H197ZM1 28H0V30H1ZM15 28H16V29H15ZM69 28H70V27H69ZM102 28H104V29H102ZM133 28H134V29H133ZM10 29H11V31H10ZM12 29H13V30H12ZM71 29H72V28H71ZM99 29H102V30H101V31H98ZM125 29H127V28H125ZM143 29H142V30H143ZM145 29H144V30H145ZM151 29H152V28H151ZM163 29H164V28H163ZM26 30H28V31H26ZM33 30H34V29H33ZM46 30H48L49 32H47ZM66 30H67V29H66ZM79 30H78V33H80ZM87 30L90 31V29H87ZM139 30H140V31H139ZM153 30H154V29H153ZM40 31H38V32H40ZM116 31H117V29H116ZM119 31H120V29H119ZM151 31H152V30H151ZM60 32H61V33H60ZM92 32H93V31H92ZM84 33H86V35H85ZM102 33H103L105 36L102 35ZM106 33L108 34V32H106ZM155 33H156V32H155ZM40 34H41V33H40ZM88 34H89V35H88ZM100 34H101V35H100ZM112 34H113V33H112ZM142 34H143V33H142ZM31 35H32V34H31ZM42 35H43V34H42ZM68 35H69V37H71L72 39L69 38ZM76 35H77V33H76ZM144 35H145V34H144ZM144 35H143V36H144ZM152 35H153V34H152ZM156 35H157V34H156ZM43 36H44V35H43ZM43 36L41 37V35H40L39 37L43 38ZM66 36H67V37H66ZM145 36H146V35H145ZM145 36H144V37H145ZM148 36H149V33H148ZM148 36H146V37L148 38ZM154 36H155V34H154ZM39 37H37V38H39ZM41 38H39V39H41ZM147 38H146L145 41H146V43L148 42V43H147V45L149 44L148 47L151 46V45H150L151 43H152V47H153V42H151L152 40H150V39H149L150 37H149V38H148V41H147ZM39 39H38V40H39ZM70 39H71V40H70ZM139 39H140V40H139ZM155 39H156V37H155ZM213 39H214V38H213ZM222 39H223V38H222ZM23 40H24V41H23ZM71 41H72V42H71ZM154 41H156V40H154ZM207 41H208V40H207ZM210 41H211V40H210ZM223 41H224V40H223ZM240 41H241V40H240ZM108 42H111L110 45L107 44ZM142 42H143V41H142ZM160 42H161V41H160ZM204 42H205V41H204ZM63 43H64L65 45H66V44L69 45V43H70V44H71V43H73V44L75 43V44H74V45H69L68 47H67V45H66V47H65V45H62ZM95 43H94V45L96 46V48H98L97 45H96ZM155 43H156V42H155ZM155 43H154V44H155ZM209 43H210V42H209ZM209 43H208V44H209ZM211 43H214V42H211ZM30 44H31V43H30ZM203 44H204V43H203ZM208 44H206V45H208ZM36 45H37V46H36ZM61 45L64 46L65 48H64V47L62 48ZM88 45H90V44H88ZM88 45H86L85 47H87ZM91 45H92V43H91ZM204 45H205V44H204ZM216 45H217V44H216ZM22 46H23V45H22ZM28 46H29V45H28ZM28 46H27V47H28ZM95 46H94V47H95ZM108 46H109V47H108ZM110 46H112V47H110ZM222 46H223V45H222ZM14 47H15V48H14ZM27 47H26V49H27ZM30 47H31V46H30ZM82 47H81V48H82ZM88 47H90V46H88ZM92 47H93V46H92ZM152 47H151V49H152ZM158 47H159V46H158ZM158 47H157V48H158ZM161 47H162V46H161ZM215 47H216V46H215ZM217 47H218V46H217ZM28 48H29V47H28ZM31 48H32V47H31ZM99 48H100V47H99ZM99 48H98V49H99ZM103 48H104V49H103ZM109 48H114L115 51L113 50L114 52H111V50H110ZM198 48H199V47H198ZM208 48H211V47L208 46L207 49H208ZM212 48H214V46H213ZM222 48H223V47H222ZM231 48H232V47H231ZM233 48H234V47H233ZM4 49H3V53H2V54H4ZM13 49H12V51L14 52ZM36 49H35V50H36ZM71 49H70V50H71ZM116 49H117L118 51H117ZM162 49H163V48H162ZM77 50H78V49H77ZM79 50H80V49H79ZM79 50H78V51H79ZM141 50H142V51H141ZM146 50H147V49H146ZM146 50H145V51H146ZM158 50H159V49H158ZM197 50H198V49H197ZM208 50H209V49H208ZM210 50H211L210 52H211V56H212V57L210 56V52H208V51H207V52H208L209 55H208V54H207V55L210 56L211 59H212V58H213L212 52L214 53V51H212L213 49H210ZM215 50H217V49H215ZM219 50H221V49H219ZM222 50H224V49H222ZM222 50H221V51H222ZM7 51H6V52H7ZM96 51H97V50H96ZM149 51H150V49H149ZM156 51H157V50H152V53H153V52H156ZM166 51H168V50L166 49ZM176 51H177V50H176ZM217 51H218V50H217ZM225 51H227V50H225ZM229 51H230V50H229ZM0 52H1V51H0ZM15 52H16V50H15ZM15 52H14V53L11 52L10 55L13 54V57H14ZM37 52H38V53H37ZM76 52H77V51H76ZM150 52H151V51H150ZM159 52H160V51H159ZM171 52H172V51H171ZM192 52H193V51H192ZM198 52H199V50H198ZM18 53H19V52H18ZM68 53H69V51H68ZM70 53H73V52H70ZM74 53H75V51H74ZM103 53L106 54V57H107V55H108V57H107V58H106V57H103ZM185 53H187V52L185 51ZM185 53H184L183 55H185ZM0 54H1V53H0ZM5 54H6V53H5ZM99 54H98V55H99ZM149 54H150V53H149ZM149 54H148V55H149ZM161 54H162V53L158 54V56H156V57H155V55H154V57L157 58V57H159ZM172 54H173V52H172ZM172 54H169V55H172ZM176 54H177V53H176ZM188 54H190L189 50H188ZM192 54H193V53H191V55H189L188 57H185V58L183 59V61H181L182 59L180 60V58H182V57H180L181 55H180V56L178 55L179 57H178V56H175L174 58H177V57H178L179 60H176V59L173 58V59L175 60L174 63H176L178 66H184V68H185V67L187 68V66H188V68H189V66H191L189 69H192V71L195 70V71H196V72H195L196 74H199L198 71H200V74H199V75L201 76V75L203 74V73L201 74V72L204 71V68L207 69V66H209L210 63H209V61H207V59H206V60H201V58H200V59L197 58L198 56L196 57L197 54H196V55H195V53H194L193 55H192ZM205 54H206V53H205ZM70 55H71V54H70ZM98 55H97V56H98ZM101 55H102V56H101ZM144 55H145V54H144ZM156 55H157V54H156ZM162 55H163V54H162ZM162 55H161V56H162ZM183 55H182V56H183ZM231 55H232V54H231ZM237 55H238V54H237ZM104 56H105V55H104ZM165 56H168V54L165 55ZM165 56H163L164 59L167 58V57H165ZM173 56H174V55H173ZM214 56H215V55H214ZM238 56H239V55H238ZM263 56H264V55H263ZM145 57H146V56H145ZM150 57H152V55H151ZM154 57L150 58V59L148 60V62H150V63L152 62V64H154L153 62H155V60H156V59H154ZM163 57H162V58H163ZM171 57H172V56H171ZM206 57H207V56H206ZM206 57H205V58H206ZM239 57H240V56H239ZM34 58H33V59H34ZM82 58H83V57H82ZM89 58H90V57H89ZM111 58H113V57H111ZM124 58H125V57H124ZM205 58H204V59H205ZM207 58H208V57H207ZM219 58H220V57H219ZM219 58H218V59H219ZM230 58H231V57L229 56V59H230ZM36 59H37V60H36ZM61 59H63V58H61ZM86 59H87V58H86ZM108 59H109V60H108ZM118 59H119V60H118ZM143 59H144V56H143ZM157 59H158V58H157ZM159 59H161V58H159ZM164 59H163V60H164ZM167 59H168V58H167ZM167 59H166V62H168L170 59H171V62H173L172 58L169 57V60H167ZM208 59H210V58H208ZM213 59H215V58H213ZM223 59H224V58H223ZM223 59H222V60H223ZM229 59L227 58L228 61H229ZM238 59H239V58H238ZM238 59H236V60H238ZM78 60H79V59H78ZM96 60H95L94 62H96ZM161 60H162V59H161ZM163 60H162V63L165 64V60H164V61H163ZM262 60H263V59H262ZM262 60H261V61H262ZM10 61H9V62H10ZM32 61H33V60H32ZM82 61H81V62H82ZM121 61H122V63H121ZM157 61L160 62V60H157ZM210 61H211V60H210ZM212 61H213V60H212ZM223 61H224V60H223ZM225 61H226V60H225ZM225 61H224V63H225ZM228 61H227V63H228ZM11 62H10V63H11ZM74 62H75V61H74ZM112 62H113V63H112ZM142 62H143V60H142ZM148 62H145V63H148ZM169 62H170V61H169ZM169 62H168V64H170ZM219 62H220V61H219ZM231 62H232V63H231V65H232V64H233V61H231ZM240 62H241V61H240ZM240 62H239V63H240ZM262 62H263V61H262ZM140 63H141V62H140ZM145 63H144L143 65H141V66H143V68L146 66ZM155 63H156V62H155ZM220 63H221V62H220ZM222 63H223V62H222ZM229 63H230V62H229ZM229 63H228V66H227V65L224 66V67L226 68V70H225V68H224L225 72H223V73L220 72L219 67H218V69H216L217 67L214 66V67H216V68H215V69H212V72H211L210 69L208 68V69H207L208 72H207V71H204V72H206V73H208V74L204 73L205 75H204V74H203V75H204V77L207 75L205 78H206V79L209 78L208 81L211 80V78H210L211 76H214V75H215L214 78H216V79H214V80H215L216 82H220L221 85H219V86H220L221 90L226 89L225 91H228V94L231 95V93L233 94V92H234V93L237 92V91L235 92V90H236V89H235V86H237V85H239L240 87H241V86H246V85L249 86L250 82H249V80H247L246 78H249V77L251 78L252 76L254 77V75L252 74V76H249V74H248L249 77H246V78H245L246 75L244 76V75L241 74L242 76H240V77L242 78V77L244 76L243 78H245L246 81H245V79H243V80H244L246 83H245V82L243 83V82L241 81L242 79H241V80L238 79L239 81H236L238 75H237V76H233V75H235L234 73L231 72V69H233V67H230V66H229V65H230ZM263 63H264V62H263ZM50 64H51V63H50ZM52 64H53V63H52ZM82 64H83V63H82ZM114 64H113V65H114ZM148 64H149V63H148ZM157 64H158V63H157ZM164 64H162V65H164ZM217 64H218V63H217ZM217 64H216V65H217ZM225 64H226V63H225ZM27 65H29V63H27ZM75 65H76V64H75ZM77 65H78V64H77ZM144 65H145V66H144ZM162 65H161V66H162ZM170 65H171V64H170ZM174 65H175V64H174ZM234 65H235V64H233V66H234ZM241 65H244V64H242V62H241ZM3 66H5V65H3ZM33 66H34V67H33ZM49 66H50V65H49ZM79 66H82L81 63H80ZM141 66H140V67H141ZM147 66H148V65H147ZM154 66L156 67V65H154ZM175 66H176V65H175ZM218 66H220V65H218ZM222 66H223V64H222ZM235 66H237V65H235ZM112 67H111V69H113ZM121 67H122V68H121ZM126 67H125V68H126ZM140 67H139V68H140ZM158 67H159V66H158ZM162 67H163V66H162ZM167 67L169 68V66H167ZM170 67H171V66H170ZM214 67H213V68H214ZM262 67H263V66H262ZM4 68H6V69H4ZM84 68H85V67H84ZM87 68H88V70H87ZM130 68H129V69H130ZM150 68L152 69V67H150ZM173 68H175V67H173ZM173 68H172V69H173ZM238 68H241V67L238 66ZM238 68H236V69L239 71ZM245 68H246V66H244V69H245ZM1 69H2V68H1ZM126 69H127V68H126ZM129 69H128V71H129ZM146 69H147V68H146ZM148 69H149V68H148ZM148 69H147V70H148ZM153 69H154V68H153ZM156 69H157V68H156ZM158 69H159V68H158ZM169 69H170V68H169ZM169 69H168V70H169ZM176 69H178V68L176 67ZM180 69H181V68H180ZM193 69H194V70H193ZM220 69L222 70V68H220ZM244 69H243V67L241 68V72H243V74H244ZM261 69H262V68H261ZM4 70H5V71H4ZM20 70H21V69H20ZM47 70H48V69H47ZM147 70H146V71H147ZM149 70H150V69H149ZM233 70H235V69H233ZM233 70H232V71H233ZM242 70H243V71H242ZM263 70H264V69H263ZM0 71H1V70H0ZM120 71H121L122 73H121ZM131 71L129 72L130 74H131ZM140 71H142V68H140ZM209 71H210L211 73H210ZM248 71H249V70H248ZM102 72H103V71H101V73H102ZM125 72H126V73H125ZM133 72H134V71H133ZM137 72H138V71H137ZM168 72H169V71H168ZM190 72H191V71H190ZM197 72H198V73H197ZM249 72H250V71H249ZM259 72H261V71H259ZM18 73H19V72H18ZM103 73H104V72H103ZM138 73H139V72H138ZM152 73H153V71L151 72V74H152ZM148 74H149V73H148ZM162 74H163L162 76L164 77V76H165V73H162ZM236 74H237V73H236ZM238 74H239V73H238ZM9 75H10V74H9ZM22 75H23V76H22ZM104 75H105V74H104ZM116 75L119 76V78H117ZM142 75H143V74H142ZM156 75H159L158 72L156 73ZM156 75H155V76H156ZM19 76H20L21 78H20ZM86 76H85V77H86ZM93 76H94V75H93ZM95 76H96V74H95ZM98 76H99V78H98ZM102 76H103V75H102ZM129 76H130V75H129ZM134 76H135V75H134ZM134 76L131 77V79H130L131 82H130V80H128L130 83L127 81L128 84H131V83H132V85L129 86V85L127 84V85H128V86L126 85L127 87H126V86H125V87H121V86L124 85V84L121 85V83H123V81H124V80H123L124 77L121 76V77L123 78V79H121V80H123V81L121 82V80H119V83H118V84H120L121 86H118V85L116 86L117 83H115V87H117V90H118L119 87H120L119 91H116V92H118L121 96L124 95V94H125V96H127V93H126V92H129L130 95L128 94V95H129L128 98H129V99H130V98H134V103H137V102L139 101V99H140V96H141L144 92L147 91V88H146L145 86H146V85L148 86V84L145 83L146 85H144V87H143L144 90H143V88L141 89L140 84H142V81H141L142 79H140V81H139V80L137 79V77H134ZM200 76H199V77H200ZM263 76H264V75H263ZM263 76H262V78H263ZM2 77H3V78H2ZM15 77H16V78L19 77L18 80L15 79ZM81 77H82V78H81ZM104 77H105V76H104ZM108 77H107V78H108ZM143 77H145V75H144ZM143 77H142V78H143ZM238 77H239V76H238ZM253 77L250 79L251 81L254 80V81H252L253 83L251 82L252 84H254V85L251 84L252 87L258 85V84H255L256 82H258V83H262V84L264 83V82H259V81L261 80L260 78H259V81H256V80H258V79H257L258 77H257V78L255 77L256 80H255ZM11 78H12V80H11ZM90 78H92L93 81H95L94 79H96V80H98V79L101 80V79H102V77L100 76V73L97 75L96 78H95V77H94V78H93V77H90ZM90 78H89V79H90ZM133 78H134V81H133ZM140 78H141V77H140ZM201 78H203V77H201ZM13 79H15V80H13ZM104 79L106 80V78H104ZM117 79H118V80H117ZM143 79H144V78H143ZM147 79H148V78H147ZM150 79H153V80L156 79V80H157L158 78L151 77ZM206 79H204V81H206V82H204V83H206V84H208V83L211 82V81H214V80H211V81H209V82L207 83V80H206ZM1 80H0V81H1ZM16 80H17V81H16ZM80 80H78V81L80 82ZM84 80H85V79H84ZM105 80H104V81H105ZM156 80H155V81H156ZM74 81H71V83L74 82ZM78 81H77V83H79ZM102 81H103V79L100 81V88L103 90L104 87L106 86V83H109L110 80H108L109 82H106L105 85H102V84H101ZM104 81H103V83H104ZM146 81H147V83L151 84V86H152L153 84H154V86H156V85H155L156 82L154 83V81H151V80H150V82H148L149 80H146ZM157 81H158V80H157ZM215 81L212 82V83L215 84V83H216ZM255 81H256V82H255ZM262 81H263V80H262ZM5 82H4V83H5ZM144 82H145V81H144ZM144 82H143V83H144ZM248 82H249V83H248ZM254 82H255V83H254ZM66 83H67V82H66ZM69 83H70V81H69ZM125 83H126V82H125ZM139 83H140V84H139ZM152 83H153V84H152ZM212 83H209V85H211ZM241 83H242V84H241ZM2 84H3V82H2ZM2 84H0V85H2ZM6 84H7V83H6ZM74 84H75V82H74ZM96 84H97V87H96L95 89L99 88V87H98V82H97V83H96V82H92V83H91V81H90V85L93 86V87L91 86L90 88H94V86H96ZM109 84H110V83H109ZM111 84H112V83H111ZM156 84H159V83L157 82ZM206 84H204V85H206ZM216 84H217V83H216ZM3 85H4V84H3ZM8 85H7V86L4 85V86L8 88ZM112 85H114V84H112ZM251 85H250V86H251ZM4 86H1V87H4ZM64 86H65V85H64ZM73 86H75L74 88L72 87L74 90H72V89L70 88V86L68 85L66 91H69L68 93H70V92H72V91H75L76 85H73ZM107 86H108V85H107ZM213 86H215V85H213ZM239 86H238V87H239ZM250 86H249V90L252 88V87H250ZM261 86H263V85H261ZM5 87H4V90H6ZM83 87H84V86H83ZM83 87H81V86L79 87V91H80V88H81V94H83L82 90L85 91ZM112 87H113V86H112ZM115 87H113V89H114ZM149 87H150V86H149ZM204 87H205V86H204ZM207 87H208V86H206V88H207ZM11 88H12V87H11ZM68 88H70V89L68 90ZM77 88H78V85H77ZM82 88H83V89H82ZM85 88H86V87H85ZM100 88H99V90H101ZM105 88H106V87H105ZM108 88H109V86H108ZM150 88H152V87H150ZM150 88H149L148 91H147L148 93H150V92H149ZM155 88H157V87H154L153 89H155ZM158 88H159V86H158ZM211 88H212V87H211ZM214 88H215V87H214ZM243 88H244V87H243ZM243 88H241V89H243ZM253 88H254V87H253ZM255 88H256V87H255ZM255 88H254V89H255ZM259 88H260L261 91H264V87H263V89H261V87H259ZM0 89H2V88H0ZM13 89H12V90H13ZM28 89H29V87H28ZM87 89L89 90V88H87ZM113 89H111V90H113ZM241 89H240V90H241ZM256 89H257V88H256ZM256 89H255V90H256ZM7 90H8V89H7ZM7 90H6V91H7ZM10 90H11V89H10ZM21 90H22V89H20V93H21ZM71 90H72V91H71ZM76 90H77V89H76ZM88 90H86V92H87ZM97 90H98V89H97ZM97 90H95V91H97ZM105 90H107V88H106ZM109 90H110V89H108V91L106 92L107 95H110L109 92H110L111 90H110V91H109ZM155 90H156V89H155ZM157 90H158V89H157ZM217 90H218V88H217ZM221 90H220V91H221ZM245 90L248 91V89H245ZM6 91H2V90H1V93H0V94H1L3 97H6L5 94H8L7 98H9V91H7V92H6ZM13 91H14V90H13ZM15 91H14V92H15ZM26 91H27V90H26ZM64 91H65V90H64ZM90 91H91V90H90ZM103 91H104V90H103ZM201 91H202V90H201ZM208 91H209V90H208ZM238 91H239V90H238ZM247 91H246V92H247ZM253 91H254V90H253ZM3 92H4L5 94H3ZM22 92H23V90H22ZM86 92H84L85 95H86ZM114 92H115V89H114V91L112 92V95H114ZM147 92H146V94H147ZM176 92H177V91H176ZM215 92H216V91H215ZM218 92H219V91H218ZM246 92H245V94L242 92V95H243V96H240V97H241V98H242V97H245V96H246ZM250 92H252V89L250 90ZM20 93H19V94H20ZM65 93H66V92H65ZM65 93H63V94H65ZM68 93H67V94H68ZM75 93L77 94V93H79V92L76 91ZM91 93H92V92H91ZM94 93H96V92H93V94H94ZM104 93H105V92H104ZM106 93H105V94H106ZM108 93H109V94H108ZM118 93L116 94V96L118 95ZM153 93H154V92H153ZM168 93H169V92H168ZM168 93H167V94H168ZM198 93H199V92H198ZM198 93H197L196 95H198ZM220 93H221V95L219 94V97L221 96L220 98H221V100H222V96L224 95V93H223V95H222V92H220ZM239 93H240V92H239ZM67 94H65V95H67ZM70 94H71V93H70ZM70 94H68V96H69V97L72 96V97H71L72 99L76 96V95L73 96V94H71V95H70ZM84 94H83V95H84ZM151 94H152V93H151ZM155 94H156V93H155ZM155 94H154V95H155ZM200 94H201V93H200ZM200 94H199V95H200ZM240 94H241V93H240ZM247 94H250L249 91H248ZM262 94H263V93H262ZM10 95H11V99H12L13 96H12V94H10ZM65 95H64V96H65ZM79 95H80V94H78V95L76 96V98H74V99H75L74 105H75L76 100L78 99V96H79ZM83 95H82V96H83ZM199 95H198V97H199ZM203 95H205V94L203 93ZM207 95H208V94H207ZM233 95L236 96V94H233ZM233 95H231V96H229V95H224V96H226V97H228V96L231 97V98H229V100H230V99L233 98ZM238 95H239V94H238ZM260 95H261V94H260ZM260 95H258V96L256 95V96L259 97ZM2 96H1V98H0V100L3 99V100L1 101V103H0V104H1V105H0V106H1V107H0V110H1V108H2V112L7 113V114H5V115H7V117L4 115V113L2 114V116H1V114H0L1 117H3V116L6 117V118L4 119V121H2L3 119L0 117V119H2V120H0V122H1V121H2V122H6V123H5L6 125H5V124L1 125L2 122L0 123V125H1V126H0V137H1V139H2L4 142H5V141H10V142H11L12 140H15L16 138H14L13 136L10 135V132H9L7 126H11V125H13L17 119H20L19 116H20V114H22V112H23L22 110H23V109H16V108H19L20 105H19V107H16V106H15L16 103H15V102H14V103L12 102V103L14 104L16 110L13 108L14 111L11 112V111L13 110V109H12L13 106H12V104L10 103L11 101H10V102H7V101H9V100H7L6 98L4 99ZM59 96H60V95H59ZM64 96H63V98H64ZM68 96H65V97H67V101H66V98H64V99H65V102H64L63 105H66V106L68 105V106H69L68 103H69L72 99L70 98V100H69ZM82 96H80V98H81ZM86 96H87V95H86ZM99 96H101V95H99ZM99 96H98L97 98H99ZM102 96H103V95H102ZM116 96H114V97H116ZM118 96H119V95H118ZM121 96H120V98L117 97V102H120V103L122 102L120 99L124 98L125 96H124V97L122 96V98H121ZM187 96H188V95H187ZM209 96H210V94H209ZM209 96H207L206 98H208ZM87 97H88V96H87ZM90 97H91V96L89 95L88 98H90ZM198 97H197V99L200 100V101L204 99L203 97H202L203 99H199ZM212 97H214V98H212ZM212 97H209L208 100H210V98H212L213 101H214V99H216L217 96H212ZM219 97H218V100L220 99ZM254 97H255V96H254ZM14 98H15V97H14ZM18 98H19V97H18ZM20 98H21V97H20ZM20 98H19V99H20ZM63 98H62V103H63V100H64ZM80 98H79V100H77V102L79 103V102L81 101V104H82V99L80 100ZM84 98H85V97H84ZM91 98H92V97H91ZM93 98H94V97H93ZM97 98H96V99H97ZM111 98H112V96H111ZM118 98H119V101H118ZM138 98H139V99H138ZM185 98H187V97H185ZM195 98H196V96H195ZM241 98H239V100H240ZM262 98H263L262 100H264V96H263ZM9 99H10V98H9ZM15 99H17V98H15ZM56 99H58V98H55L54 101H56ZM60 99H61V98H60ZM74 99H73V100H74ZM86 99H87V98H86ZM96 99H95V100H96ZM112 99H113V98H112ZM112 99H110V100L112 101ZM126 99H127V98H126ZM197 99H195L196 102H198ZM68 100H69V101H68ZM95 100H94V101H95ZM182 100H184V99H182ZM182 100H181V101H182ZM204 100H205V99H204ZM204 100H203V102H204ZM206 100H207V99H206ZM206 100H205V101H206ZM208 100H207V102H205V105H206V103H207V105H208V103H209V105L212 104V103H210L212 100L209 101V102H208ZM218 100H216V101H214V102L217 103ZM224 100L226 101L225 103H226L227 106H228V104H231V103H232L231 100H230L231 103H229V102L227 103L228 98H227V100H226V99H224ZM224 100H223V101H224ZM229 100H228V101H229ZM232 100H234V98H233ZM236 100H238V99H236ZM236 100H235V101H236ZM243 100H244V99H243ZM249 100H252V99H249ZM249 100L246 99V100H244V102H245V101L248 102ZM255 100H256V99H254V100H252V101L255 102ZM262 100H261V102H260V100H257L256 103L259 101V103L261 104V103H262ZM4 101H5L7 104H8V103H9V104H8V105H4V104H5ZM92 101H93V100H92ZM102 101H103V100H102ZM114 101H115V103H116V98H115ZM114 101H112L111 106H114ZM189 101H190V99L188 98L187 101L184 100V101H183L184 103H183V102H181V103H183V106H185V105H186V102L190 103ZM193 101H194V100H193ZM195 101H194V102H195ZM200 101H199V102H200ZM223 101H222V103H223ZM235 101H233V102H235ZM240 101H241V100H240ZM240 101H239V103H240ZM252 101H251V102H252ZM2 102H3V103H2ZM20 102H21V101H20ZM27 102H28V101H27ZM60 102H61V101H60ZM60 102H58V103H60ZM66 102H67V104H66ZM90 102H91V101H90ZM90 102H89V103H90ZM98 102H100V101H98ZM98 102H97V103H98ZM123 102H124V100H123ZM123 102H122V103H123ZM196 102H195V103H192V102H191L190 105L195 104V108H196V107H198L199 105H201L200 103H202V101H201L200 103L198 102V104H199V105H198ZM242 102H243V101H242ZM244 102H243V103H244ZM247 102H245V103H247ZM251 102H250V103H251ZM254 102L252 103L253 105L255 104ZM17 103L19 104L18 101H17ZM53 103H54V102H53ZM58 103H56V104H58ZM78 103H76V104H78ZM83 103H84V100H83ZM91 103H92V102H91ZM91 103L88 104V105L91 106ZM101 103H102V102H101ZM101 103H100V104L98 103L99 105L96 106V105H95L96 102H94V108H95V109H98V106L101 107V105H102ZM134 103H133V104H134ZM181 103H179V107H181ZM216 103H213L214 107H215L216 105H218V104H216ZM218 103H219V102H218ZM220 103H221V101H220ZM222 103H221V104H222ZM225 103H224V105L222 104V106H225ZM237 103H238V101H237ZM250 103H249V104H250ZM259 103H258V104H259ZM10 104H11V106H12L11 108H10ZM18 104H16V105H18ZM20 104H21V103H20ZM27 104H28V103H27ZM54 104H55V103H54ZM56 104H55V105H56ZM85 104H86V102H85ZM112 104H113V105H112ZM177 104H178V103H177ZM196 104H197V106H196ZM203 104H204V103H203ZM203 104H202L201 107H203ZM215 104H216V105H215ZM233 104H234V103H232V106L235 107ZM235 104H236V102H235ZM252 104H251L250 107L253 108ZM263 104H264V102L262 103V105H263ZM2 105L4 106V108H3ZM37 105H38V104H37ZM37 105H36V107H37ZM59 105H60V104H59ZM59 105H58V106H59ZM63 105H62V106H63ZM74 105H73V103H72V105H71V106H72L71 109H75V108L73 107ZM83 105H84V104H83ZM83 105L80 106V104H79V105H77V107L80 106V107H83V108L85 107V108H86L87 105H84V106H83ZM92 105H93V103H92ZM108 105H109V103H108ZM187 105H188V104H187ZM205 105H204V107H205V109H206V106H205ZM209 105L207 106V108L210 107V106L213 107V105H210V106H209ZM219 105H220V104H219ZM219 105H218V106H219ZM241 105H242V104H241ZM256 105H257V104H255V107H256ZM38 106H39V105H38ZM56 106H57V105H56ZM56 106H55V108H57ZM66 106H64V107L67 108ZM120 106H121V105H120ZM193 106H194V105H193ZM218 106H216V107L218 108ZM232 106H230V107H232ZM236 106H237V105H236ZM246 106L248 107L247 104H246ZM259 106H260V105H258L257 107L260 109ZM5 107H6V108H5ZM7 107H8V108H7ZM64 107H63V108H64ZM87 107H88V106H87ZM92 107H93V106H92ZM103 107H104V105H103ZM103 107H102V108H103ZM125 107H126V105H125ZM185 107H186V106H185ZM185 107H184V108H185ZM187 107H188V109H190V108L193 109V110H192V113L194 112V108H193V107H189V106H187ZM187 107H186V109H187ZM201 107H200V106L198 107V110L201 112V113L199 112L198 115H199V114H202V111H201V109H200ZM216 107H215L214 109H217ZM228 107H229V106H228ZM228 107H227V108H228ZM257 107H256V108H257ZM263 107H264V105L262 106L261 109H263ZM9 108H10L11 110H10ZM49 108H50V106H48V109H49ZM55 108H53V109H55ZM59 108H60V107H59ZM61 108H62V107H61ZM61 108H60V109H61ZM65 108H64V111L66 110ZM85 108H84V110H85ZM94 108H93V110H95ZM102 108L98 110V112L100 111L99 114H101L102 116L104 115V116H106L107 118H109V117L114 113L113 110H112V112H110V111L108 112V110H109L108 108H109V107H107V108H103V109H102ZM117 108H120V107L118 106ZM117 108H116V109H117ZM220 108H221V106L218 108V110H219ZM235 108H236V107H235ZM252 108H250L249 110L252 111V110H253ZM4 109H6V110L8 109L7 112H6ZM60 109L57 108V109L54 110V111H57V110H60ZM69 109H70V108H69ZM69 109H68V111H67L68 113H69ZM71 109H70V113H69V114H71V117H72L73 113L71 112ZM78 109H80V108H78ZM87 109H88V108H87ZM136 109H137V108H136ZM186 109H185V110H186ZM188 109H187V110H188ZM224 109H226V106H225ZM224 109H223V110H224ZM246 109H248V108H246ZM251 109H252V110H251ZM259 109H257V110L260 111V112L258 113V111H257V113H258L259 116H260V117H259V118H260L259 121H261V117H264V116H261V115H264V114H263L262 110H261V109L259 110ZM33 110H34V109H33ZM51 110H52V109H51ZM62 110H63V109H62ZM80 110L82 111L83 109L81 108ZM80 110H79V112H81ZM117 110H118V109H117ZM177 110H179V112H180V109H177ZM181 110H183V109H181ZM221 110H222V109H221ZM223 110H222V111H223ZM232 110H234V109H232ZM243 110H245V109H243ZM249 110H247V111L249 112ZM254 110H256V109L254 108ZM8 111H10L11 113L9 114ZM64 111L62 112V114L64 113ZM72 111L74 112V110H72ZM86 111H87V110H86ZM122 111H123V110H122ZM183 111H184V110H183ZM183 111H181V113H182ZM196 111H197V110H196ZM196 111H195L193 114H195V113L197 114ZM205 111H206V110H204V112H205ZM210 111H211V110H210ZM215 111H217V110H215ZM227 111H228V110H227ZM234 111H235V110H234ZM239 111H240V110H238V112H236V113L239 114ZM241 111H242V110H241ZM247 111H246V113H247ZM60 112H61V110H60ZM94 112H95V111H94ZM189 112H190V111H189ZM207 112H209V109H208V111H206V114H207ZM223 112H224V111H223ZM228 112H229V111H228ZM253 112H254V111H253ZM0 113H1V111H0ZM65 113H66V111H65ZM74 113H76V109H75V112H74ZM77 113H78V112H77ZM117 113H118V112H117ZM176 113H177V112H176ZM181 113H179L178 116H180ZM187 113H188V111H187ZM210 113H211V112H210ZM210 113H209V114H210ZM212 113H213V112H212ZM212 113H211V115L214 116L215 114L213 113V114H214V115H213ZM216 113H217V112H216ZM230 113H231V111H230ZM246 113H245V114H246ZM261 113H262V114H261ZM23 114H24V113H23ZM49 114L51 115V113H49ZM55 114H56V113H55ZM55 114H54V115H55ZM62 114H59V117H60V116H61V118H62L63 116L66 117L65 115L62 116ZM69 114L67 115L68 117H69ZM88 114H89V113H88ZM184 114H185V118H186V113H184ZM184 114L182 113L183 116H184ZM189 114H191V112H190ZM189 114H188V115H189ZM193 114H192V115H193ZM204 114H205V113H204ZM204 114H202V116H204ZM228 114H229V113H227V115H228ZM243 114H244V113H243ZM250 114H251V112H250ZM258 114H256V115H258ZM260 114H261V115H260ZM56 115H58V114H56ZM77 115H78V114H77ZM79 115H80V114H79ZM192 115H189V117L192 116ZM218 115H219V114H218ZM218 115H217V116H218ZM220 115H221V113H220ZM239 115H240V114H239ZM252 115H253V114H252ZM73 116H74V115H73ZM84 116H85V115H84ZM131 116L133 117V119L136 120V118H137L136 114L132 113ZM205 116H206V115H205ZM207 116L211 117L210 115H207ZM207 116H206L205 118H207ZM241 116H242V113H241ZM243 116H244V118H245V116H247V114H246V115H243ZM248 116H249V114H248ZM49 117H51L53 120H54V118L56 119V117H55V116L52 117V115L49 116ZM59 117H57V118H59ZM64 117H63V119L66 120L67 117H66V119H65ZM87 117H88V116H87ZM225 117H226V115H225ZM225 117H224V118H225ZM250 117H251V115H250ZM252 117H253V116H252ZM252 117H251V118H252ZM51 118H50V119H51ZM187 118H188V117H187ZM187 118H186V121H185V122H187V124H188V119H189V118H188V119H187ZM191 118H193V117H191ZM194 118H195V117H194ZM194 118H193V119H194ZM196 118H197V115H196ZM199 118H200V117H199ZM202 118H203V117H202ZM205 118H204V119H205ZM213 118L216 119V117H213ZM218 118H219V117H217V119H218ZM232 118H233V119H232ZM232 118H231L232 120H235L234 117H232ZM48 119H49V118H48ZM50 119H49V120H50ZM72 119H73V118H72ZM137 119H139V118H137ZM183 119H184V118H183ZM193 119H191V120H193ZM207 119H208V118H207ZM209 119H210V118H209ZM209 119H208V120H209ZM246 119H247V118H246ZM45 120H47V119H45ZM53 120H52V121H53ZM56 120H57V119H56ZM58 120H59V119H58ZM64 120H63V121H64ZM94 120H95V118H94ZM141 120H142V119H141ZM189 120H190V119H189ZM210 120H212V121H210L211 123L209 122V124H208V128H209L210 125H211L210 127H213L214 129H215L216 127H218L217 125H219V124H217L216 127H215L214 124L219 123V120H217L218 122H216V123H214L215 121L213 122L214 119H210ZM232 120H231V121H232ZM244 120H245V119H244ZM244 120L242 119V120H240V122H243ZM248 120H249V119H248ZM114 121H115V120H114ZM136 121H138V120H136ZM193 121H194V120H193ZM193 121H192V122H189V125H190V124L192 125ZM195 121H196V120H195ZM198 121H199V119H198ZM205 121H206V120H205ZM205 121H204V122H205ZM254 121H255V123H258V124L260 123V122H257L258 120H257V121L254 120ZM262 121H264V119H263ZM56 122H57V121H55V124H56ZM110 122H111V121H110ZM202 122H203V121H202ZM222 122H225V121L223 120ZM244 122H245V121H244ZM246 122H247V121H246ZM246 122H245V123H246ZM139 123H140V122H139ZM178 123H180V122H178ZM196 123H197V124H196L197 128H200V125H203V123H202V124L200 123V124H199V127H198V122L196 121ZM207 123H208V122H207ZM212 123H214V124H213L214 126L212 125ZM248 123H249V122H248ZM250 123H251V122H250ZM51 124H52V123H51ZM175 124H177V122H176ZM181 124H183V122H182ZM187 124H186V125H187ZM205 124H206V123H205ZM227 124H229V123H226V125H227ZM232 124H233V123H232ZM241 124H242V123H241ZM246 124H247V123H246ZM14 125H15V124H14ZM57 125H58V124H57ZM69 125H70V124H69ZM184 125H185V124H183V126H184ZM193 125H194V123H193ZM226 125H225V126H226ZM230 125H231V124H230ZM234 125H235V124H234ZM243 125L245 126V124H243ZM243 125H242V129L245 128ZM249 125H250V124H248V126H249ZM256 125H257V124H256ZM205 126H206V125L202 126L203 129H205V128H204ZM231 126H233V125H231ZM235 126H238V123H237ZM254 126H255V124L253 125V121H252V127H254ZM64 127H65V125H64ZM66 127H67V126H66ZM97 127H98V126H97ZM176 127H177L178 129H177ZM176 127H172V128H173V130H174V128H176L175 130H176V132H177V131H179V129L181 128V126H180V128H179V127H178V124H177ZM189 127H190V126H189ZM194 127H195V125H194ZM223 127H224V125H223ZM223 127H222V130L224 129ZM240 127H241V125H240ZM249 127H250V126H249ZM48 128H49V127H48ZM52 128H53V127H52ZM56 128H57V126H56ZM172 128H171V131H169L170 133H171V132H174L175 134H179V132L176 133L175 130L173 131ZM208 128H207V129H208ZM235 128H236V127H235ZM235 128H233V129H235ZM255 128H256V127H255ZM2 129H3V131H2ZM63 129H64V128H61V131H62ZM68 129H69V128H68ZM94 129H96V128H94ZM100 129H101V128H100ZM100 129H97V130H95L94 132L97 133V134H98V133H101V130H102V129H101V130H100ZM183 129H184V128H183ZM183 129H182V130H183ZM218 129H219V128H218ZM225 129H228V128L226 127ZM230 129H231V128H230ZM253 129H254V128H253ZM253 129H251V131H252ZM43 130H44V129H43ZM48 130H49V129H48ZM103 130H104V129H103ZM182 130H181V131H182ZM191 130H192V129H191ZM200 130H202V129L200 128L199 131H200ZM205 130H206V129H205ZM205 130H204V131H205ZM211 130H212V129L210 128V131H211ZM256 130H257V128H256ZM66 131H67V130H65V132H66ZM69 131H70V130H69ZM105 131H106V129H105ZM193 131H194V130H193ZM197 131H198V130L196 129V132H195V133H198V132H199V131H198V132H197ZM207 131H208V130H207ZM217 131H218V130H217ZM217 131H215V132H217ZM225 131H226V130H225ZM228 131H229V130H228ZM228 131H227V132H228ZM234 131H235V130H234ZM249 131H250V128H249ZM253 131H254V130H253ZM50 132H51V130H50ZM65 132H64V135H66ZM71 132H72V131H71ZM94 132H93V133H94ZM164 132H165V131H164ZM189 132H190V131H189ZM215 132H214V134H215ZM219 132H220V130H219ZM219 132H218V134H219ZM229 132H230V131H229ZM67 133H68V131H67ZM69 133H70V132H69ZM69 133H68V135H69ZM170 133H167V135H171ZM174 133H173V134H174ZM187 133H188V132H187ZM195 133H194L193 135H195ZM212 133H213V130L211 131V134H212ZM221 133L224 134V132H221ZM232 133L235 135L234 132H232ZM238 133H239V132H238ZM43 134H45V133H43ZM43 134H42V135H43ZM56 134H57V133H56ZM173 134H172V138H173L172 140H173V141H171V144L176 145V144L174 143V141L176 140V137L174 138V137H173ZM208 134H210V132H209ZM218 134H217L216 136H218ZM223 134H221V135H223ZM239 134H240V133H239ZM247 134H248V135H246V136L249 137L252 133H251L250 135H249V133H247ZM257 134H258V133H257ZM48 135H50V134H48ZM161 135H162V134H161ZM191 135H192V134H191ZM191 135H189V137H188V135L185 133V135H183V136H184L185 140H186L187 138H189L190 141H189V139H187V140H188L189 142H191V140H192ZM193 135H192V136H193ZM221 135H220V136H221ZM227 135H228V134H227ZM37 136H39V135L37 134ZM56 136H57V135H56ZM174 136H175V135H174ZM176 136H177V135H176ZM197 136H198V135H197ZM211 136H212V135H211ZM211 136H208V135H207L208 140L210 139L209 137H211ZM232 136H233V135H232ZM40 137H42V136H39V139H40ZM43 137H44V135H43ZM48 137L50 138V136H47V137L45 136L44 138H48ZM186 137H187V138H186ZM201 137H202V134H201ZM214 137H215V136H214ZM214 137L212 136L211 139L214 138ZM221 137L224 138L225 135H223V136H221ZM234 137H236V135H235ZM44 138H43V139H44ZM169 138H170V137H169ZM184 138L182 137V139H184ZM252 138H253V137H252ZM252 138H250V140H251ZM39 139H38V140H39ZM174 139H175V140H174ZM196 139H197V138H196ZM255 139H256V138H255ZM41 140H42V139H41ZM41 140H40V142L42 143L43 140H42V141H41ZM45 140H46V139H45ZM160 140H161V139H160ZM200 140H201V138H200ZM217 140H218V138L215 139V141H217ZM223 140H225V138H224ZM250 140H249V143H248V144H250V142L252 141V140H251V141H250ZM256 140H257V139H256ZM36 141H37V140H36ZM182 141H183V140H182ZM182 141H181V142H182ZM193 141H194V140H193ZM206 141H207V140H205V142H204V141H203V142L206 143ZM213 141H214V140H213ZM240 141H241V140H240ZM247 141H248V140H247ZM4 142H3V144H4ZM13 142H14V141H13ZM33 142H35V141H33ZM38 142H39V141H38ZM40 142H39V143H40ZM165 142H168V141H165ZM181 142H180V143H181ZM200 142H201V141H200ZM208 142H209V141H208ZM210 142H211V141H210ZM219 142H220V141H219ZM226 142H227V141H226ZM49 143H50V142H49ZM169 143H170V142H169ZM213 143H215V142H213ZM236 143H237V142H236ZM42 144H43V143H42ZM47 144H48V143H47ZM182 144H183V143H182ZM210 144H211V143H210ZM215 144H217V143H215ZM33 145H34V144H33ZM44 145H45V143H44ZM174 145H173V146H174ZM185 145H186V143H185ZM199 145H200V143H199ZM217 145H220V144H217ZM255 145H256V144H255ZM173 146H172V147L170 146L171 149L173 148ZM176 146H177V145H176ZM179 146L181 147L182 145L179 144ZM183 146H184V144H183ZM183 146H182V148H183ZM186 146H187V145H186ZM186 146H185V147H186ZM201 146H202V145H201ZM203 146H204V148H205L206 145H203ZM208 146H209V145H208ZM167 147H168V145H167ZM170 147H169V149H170ZM214 147H215V146H214ZM222 147H223V146H222ZM246 147H247V145H246ZM253 147H254V146H253ZM42 148H43V147H42ZM174 148H175V147H174ZM182 148H181V149H182ZM186 148H187V147H186ZM199 148H200V147H199ZM211 148H213V147H211ZM241 148H242V147H241ZM241 148H240V149H241ZM37 149H38V148H37ZM177 149H178V148H177ZM187 149H188V148H187ZM207 149H208V148H207ZM217 149H219V147H218ZM43 150H44V149H43ZM43 150H42V152H43ZM161 150H162V149H161ZM173 150H174V149H173ZM205 150H206V149H205ZM213 150H216V147H215V149L213 148ZM174 151H175V150H174ZM179 151H180V150H179ZM217 151H220V149L217 150ZM222 151H223V150H222ZM33 152H34V151H33ZM210 152H211V149H210ZM215 152H216V151H215ZM246 152H247V151H246ZM38 153H39V152H38ZM217 153H218V152H217ZM219 153H221V152H219ZM219 153H218V154H219ZM247 153H248V152H247ZM172 154H175V153H172ZM179 154H182V153L180 152ZM222 154H224V153H222ZM248 154H249V153H248ZM33 155L35 156V154H33ZM175 155H176V154H175ZM175 155L172 157L173 159H175V158L177 159V158H178V157H175ZM184 155H185V154H184ZM249 155H251V154H249ZM170 156H171V155H170ZM178 156H179V155H178ZM30 157H31V156H30ZM179 157H181V158H179V159H181V160H183L182 158H184V156L182 157V155L179 156ZM221 157H222V156H221ZM244 157H246L245 154H244ZM168 158H169V157H168ZM169 159H170V158H169ZM221 159H222V158H221ZM245 159H246V158H245ZM247 159H248V158H247ZM247 159H246V160H247ZM249 159H250V158H249ZM249 159H248V160H249ZM251 159H252V158H251ZM35 160H37V157H36ZM184 160H185V159H184ZM218 160H220V157H219ZM225 160H226V159H225ZM243 160H244V159H243ZM246 160H245V161H246ZM173 161H174V160H173ZM177 161H178V160H177ZM210 161H211V162H210ZM210 161H209V163L211 164L212 161H214V159H213V160L210 159ZM222 161H223V160H222ZM245 161H243V162H245ZM249 161H251V160H249ZM175 162H176V160H175ZM182 162H183V161H182ZM224 162H225V161H224ZM227 162H228V161H227ZM241 162H242V160H241ZM168 163H169V162H168ZM215 163H216V162H215ZM217 163H220V161L217 162ZM225 163H226V162H225ZM245 163H247V162H245ZM172 164H173V163H172ZM181 164H183V163H181ZM212 164H213V163H212ZM226 164H227V163H226ZM226 164H225V165H226ZM251 164H252V162H251ZM173 165H174V164H173ZM173 165H172V167H173ZM213 165H215V164H213ZM213 165H210L211 168H212ZM219 165H220V166L222 165L221 167H222L223 169L225 168V166H224L223 163H222V164H219ZM219 165H218V166H219ZM229 165H231V164H229ZM232 165H233V164H232ZM247 165H248V164H247ZM215 166H216V165H215ZM223 166H224V167H223ZM245 166H246V165H245ZM180 167H181V166H180ZM182 167H183V166H182ZM216 167H217V166H216ZM254 167H255V166H254ZM170 168H171V167H170ZM175 168H176V167H175ZM177 168H178V167H177ZM213 168H214V167H213ZM213 168H212V169H213ZM226 168H227V169H228V168L231 169L232 167H231V166H228V164H227ZM226 168H225V169H226ZM245 168H246V167H245ZM245 168H244L243 170H245ZM207 169H208V168H206V171H208ZM214 169H215V168H214ZM214 169L212 170V172L216 170V172L219 173V172L221 171L220 174H219V176H220L222 173L224 174L225 169H224V170H220V169H218V168H216L215 170H214ZM227 169H226V170H227ZM230 169H229V170H230ZM165 170H166V168H165ZM175 170H176V169H175ZM219 170H220V171H219ZM229 170H228V171H229ZM240 170H241V169H240ZM210 171H211V170H210ZM228 171H227V172H228ZM248 171H249V168H248ZM250 171H251V167H250ZM255 171H256V170H255ZM212 172H211V173H212ZM244 172H245V171H244ZM244 172H243V173H244ZM253 172H254V170H253ZM253 172H251V173H253ZM245 173H246V172H245ZM245 173H244V174H245ZM247 173H249V172H247ZM207 174H209V172H208ZM215 174H217V173H215ZM229 174H230V173H229ZM254 174H255V173H254ZM212 175H213V174H212ZM224 175H225V174H224ZM242 175H243V174H242ZM209 176H210V175H209ZM213 176H214V175H213ZM213 176H212V177H213ZM227 176H229L228 173H227ZM227 176H226V177H227ZM231 176H232V173H231L230 177H231ZM244 176H245V175H244ZM248 176H250V174H249ZM248 176H246V177H248ZM223 177H224V176H222L221 178L219 177V178L221 179V181H224V180H222ZM250 177H251V176H250ZM250 177H248V179H249ZM213 178H215V177H213ZM227 178H228V177H227ZM250 179H251V178H250ZM216 181H217V180H216ZM233 181H234V180H233ZM226 182H228V181L226 180ZM222 183L225 184V182H222ZM219 184H220V182H219ZM221 185H223V184H221ZM231 185H232V183H231ZM233 185H234V184H233ZM250 185H251V182H250ZM253 186H255V185H253ZM257 186H258V185H257ZM259 186H260V185H259ZM220 187H221V186H220ZM251 187H252V186H251ZM249 188H250V187H249ZM214 189H215V188H214ZM231 189H232V187H231ZM231 189H230V191H231ZM233 189L235 190V188H233ZM236 189H237V188H236ZM249 190H251V189H249ZM215 192H217V191H215ZM216 196H217V195H216Z\"/></svg>",
	"mask_w": 264,
	"mask_h": 264
}]
</instances>
